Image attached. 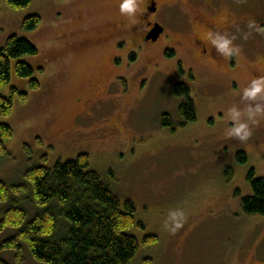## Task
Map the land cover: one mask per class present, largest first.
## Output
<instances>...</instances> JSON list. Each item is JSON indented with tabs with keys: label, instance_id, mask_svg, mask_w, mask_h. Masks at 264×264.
<instances>
[{
	"label": "rangeland",
	"instance_id": "obj_1",
	"mask_svg": "<svg viewBox=\"0 0 264 264\" xmlns=\"http://www.w3.org/2000/svg\"><path fill=\"white\" fill-rule=\"evenodd\" d=\"M232 2L238 10H232L236 21L240 19L234 35L240 51L226 71L200 62L190 40L174 27L179 16L164 21L167 30L158 42L135 53L128 50L124 56L102 46L86 55L71 47L77 41L75 32L121 19L128 22L119 14V0H32L21 9L1 0L0 48L11 35L36 45L38 55L20 60L36 68L34 78L41 85L31 89L30 79L16 74L14 61L11 81L0 90L6 97L13 86L29 94L26 102L15 94L12 114L2 118L14 137L7 143L9 153L0 155V180L20 188L0 201V214L18 205L27 212L28 222L45 212L46 206L38 208L30 199L26 171L86 153L90 168L122 199L135 202L137 221L146 226L129 230L142 243L133 264H264V215H248L242 208V199L252 195L249 172L254 169L264 178V118L242 142L226 135L233 122L225 115L233 105L243 109L249 103L240 94L256 78L252 65L264 71V31L248 27L255 21L264 29V0ZM30 15H38L41 22L25 31L22 24ZM112 53L124 62L109 85L108 78L103 82L91 73L104 71L110 79ZM88 76L100 79L104 99L80 115L87 107ZM177 83L192 89L197 120L173 132L162 126V117L168 114L182 122L180 100L173 92ZM256 102L264 104V98ZM239 152L247 154L246 163L238 162ZM177 207L184 209L187 223L171 235L163 224L168 210ZM18 230L6 228L0 242ZM148 236L157 238L151 246L143 243ZM1 256L9 264H45L35 260L27 246L22 262L10 250Z\"/></svg>",
	"mask_w": 264,
	"mask_h": 264
},
{
	"label": "trees",
	"instance_id": "obj_2",
	"mask_svg": "<svg viewBox=\"0 0 264 264\" xmlns=\"http://www.w3.org/2000/svg\"><path fill=\"white\" fill-rule=\"evenodd\" d=\"M7 3L21 9L28 7L32 0H7ZM40 22L38 15H30L24 19L22 28L33 31ZM38 54L39 49L28 39L9 36L5 46L0 48V90L11 81L14 61H17L18 77L30 79L31 89H39L41 84L34 78L36 68L20 60ZM167 55L174 56V52L167 51ZM38 70L44 71L41 67ZM173 92L180 100L182 122L177 123L164 114L162 126L176 132L179 127L197 120V107L189 85L177 83ZM15 94L23 102L29 98L28 92L15 86L9 97L0 94V155L9 153L7 143L14 137L12 126L3 123L2 118L12 114ZM237 160L244 164L248 156L239 152ZM90 162L89 154L84 153L72 160L59 161L53 167L32 166L26 171L32 188L30 199L38 208L46 206L47 209L28 222L27 212L18 205L0 214V234L8 227L19 229L18 233L0 242V264H9L1 256L8 250L22 262L25 246L35 260L45 264H133L142 243L129 230L146 226L137 221L135 202L117 195L101 175L90 168ZM231 171L230 168L227 173ZM247 180L252 195L242 199V208L248 215H264V178L258 177L252 169ZM17 187L0 180V201L7 200L11 191H18L20 187ZM156 241V237L148 236L143 243L151 246Z\"/></svg>",
	"mask_w": 264,
	"mask_h": 264
},
{
	"label": "flooded vegetation",
	"instance_id": "obj_3",
	"mask_svg": "<svg viewBox=\"0 0 264 264\" xmlns=\"http://www.w3.org/2000/svg\"><path fill=\"white\" fill-rule=\"evenodd\" d=\"M142 3L141 12L137 14L138 23L132 25L131 21L119 20L109 22L104 25L90 27L91 29H78L75 32L77 41L71 45L73 49L78 50L80 54L88 53L89 50L96 47H111L115 52L121 51L124 56L131 52L139 51L145 44L158 42L165 34L167 26L164 21L173 20L174 16H179L178 21H174V27L182 31V38H187L192 44V48L197 51L200 62L215 67L216 70L229 71L230 58H225L216 52L215 48L206 38V33H222L234 36L240 19L236 21V16L232 10L238 12L234 8L232 0H140ZM227 3V4H225ZM225 4V5H224ZM227 7L228 10H225ZM206 11V12H205ZM208 11V12H207ZM227 11L226 13H224ZM194 13V14H193ZM192 14L194 21H192ZM161 20H159V18ZM159 24L163 27V31L156 41L150 39L153 29ZM190 33L189 35H187ZM128 44H131L128 48ZM87 55V54H86ZM116 53L110 54L111 75L102 71L92 72L97 75L103 82L108 78L109 85L112 79L117 76L120 70L117 68L124 62V57L118 58ZM252 65L251 71L256 77L264 76V71L254 70ZM180 70L182 67L180 66ZM92 77V76H91ZM91 77L86 78L85 83L88 86L89 96L87 97V107L80 115H84L91 111L93 105L100 103L104 97L102 94V86L100 79L94 81ZM107 81V80H106ZM105 81V82H106ZM107 81V83H108ZM125 83V82H123ZM109 89V88H108Z\"/></svg>",
	"mask_w": 264,
	"mask_h": 264
},
{
	"label": "clouds",
	"instance_id": "obj_4",
	"mask_svg": "<svg viewBox=\"0 0 264 264\" xmlns=\"http://www.w3.org/2000/svg\"><path fill=\"white\" fill-rule=\"evenodd\" d=\"M141 12L139 0H119V14L131 21L132 25L138 23L137 14ZM248 27L261 32L256 26L255 21H249ZM250 33H246L247 39ZM206 38L221 56L228 58L234 53H239L240 49L234 44L235 36H229L226 33H206ZM240 98L247 101L246 107L241 109L237 105L227 109L225 113L228 120L233 124L226 130L228 137H234L240 141H247L253 134V125L260 123V118H264V104L256 102L264 98V76L251 79L249 84L241 90ZM187 223V215L183 208H170L167 212V218L164 221V229L171 235H175Z\"/></svg>",
	"mask_w": 264,
	"mask_h": 264
},
{
	"label": "water",
	"instance_id": "obj_5",
	"mask_svg": "<svg viewBox=\"0 0 264 264\" xmlns=\"http://www.w3.org/2000/svg\"><path fill=\"white\" fill-rule=\"evenodd\" d=\"M162 31H163V27L160 26L159 24H157L156 27L153 29L149 38L156 41L158 39V37L160 36V34L162 33Z\"/></svg>",
	"mask_w": 264,
	"mask_h": 264
}]
</instances>
